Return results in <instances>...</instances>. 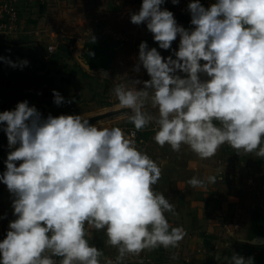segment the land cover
I'll return each mask as SVG.
<instances>
[{
  "label": "clouds",
  "instance_id": "1",
  "mask_svg": "<svg viewBox=\"0 0 264 264\" xmlns=\"http://www.w3.org/2000/svg\"><path fill=\"white\" fill-rule=\"evenodd\" d=\"M164 3L143 0L130 16L135 25L146 23L160 49H171L179 36V49L175 59H165L141 42L133 70L142 65L150 79L113 86L128 121L137 131L154 123L160 147L179 152L187 146L201 159L225 144L264 158V0H216L208 8L193 0L191 30L162 10ZM53 96L57 105L64 102L59 92ZM149 99L158 115L145 110ZM0 124L14 149L0 182L15 197L16 216L0 242V264H101L103 253L86 239V224L105 231L118 250L116 264L145 249L176 248L186 236L166 219L174 205L153 190L160 167L121 128H100L81 115L42 119L27 101L0 113ZM188 184L204 187L205 180L193 177ZM224 259L253 264L236 253Z\"/></svg>",
  "mask_w": 264,
  "mask_h": 264
},
{
  "label": "crops",
  "instance_id": "2",
  "mask_svg": "<svg viewBox=\"0 0 264 264\" xmlns=\"http://www.w3.org/2000/svg\"><path fill=\"white\" fill-rule=\"evenodd\" d=\"M142 2L31 0L26 7L23 5L19 33L0 41V113L27 101L42 119L49 115H81L97 127H119L129 136V130L135 127L127 119L129 110L119 106L112 87L150 79L142 65L139 72L133 70L139 62L141 42H147L149 49L157 48L165 59L170 55L175 59L174 51L179 49V36L171 49H160L146 23H131V14L138 13ZM215 2L200 0L205 8ZM174 18L185 29L194 27L191 15ZM93 44L105 45L110 52L108 68L98 69L106 70L103 74L86 70L79 60L88 63L86 55ZM51 46L56 48L53 53L49 52ZM104 83L110 85L111 94L106 85L104 92L109 94L102 101L99 96ZM135 87L140 90L143 84ZM53 90L64 98L60 105L54 102ZM5 126L0 124V175L7 170L5 161L14 150L9 148ZM143 131L139 130L136 147L155 161L162 173L153 190L174 205L175 214L165 213L169 224L182 227L187 234L176 248L145 249L139 255H126L120 264H228L224 258H231L233 253L253 258V264H263L264 158L241 150L237 166L217 169L221 176H216L211 160L201 159L187 146L179 152L167 144L160 147L153 139L155 134L146 136ZM208 176H214L216 182L208 183ZM193 177L205 180V186H190L188 181ZM13 200L14 195L0 182V242L13 221ZM85 229L86 239L103 253L100 260H117L118 250L107 243L104 230L87 224Z\"/></svg>",
  "mask_w": 264,
  "mask_h": 264
},
{
  "label": "built area",
  "instance_id": "3",
  "mask_svg": "<svg viewBox=\"0 0 264 264\" xmlns=\"http://www.w3.org/2000/svg\"><path fill=\"white\" fill-rule=\"evenodd\" d=\"M171 1L172 0H165V3L161 5V9L171 11L175 17L191 15L188 9V4L193 2V0H179V3L177 4H173ZM23 2L29 3L31 0H0V41L15 38L19 33L20 14ZM55 50V47H49L50 53L55 52ZM132 133H135V135L132 136ZM128 135L132 137L136 145L139 143V131L131 128ZM15 219L16 216L13 215V221ZM108 261H112L113 264H116L117 262L115 259L100 260L101 264H107Z\"/></svg>",
  "mask_w": 264,
  "mask_h": 264
},
{
  "label": "rangeland",
  "instance_id": "4",
  "mask_svg": "<svg viewBox=\"0 0 264 264\" xmlns=\"http://www.w3.org/2000/svg\"><path fill=\"white\" fill-rule=\"evenodd\" d=\"M25 4H30V2L29 3H27V2H23L22 3V6L24 5L25 6ZM26 7V6H25ZM20 16H21V14H20ZM81 41V39L80 38H78L77 39V42H80ZM201 63H203V61H201ZM177 74L178 75H180L182 78L186 75V74H184V73H180V72H177ZM201 78L202 79H205L206 77L202 74L201 75ZM108 86L109 87V89H108V87H107V89H108V91L110 92V94H111V88H110V85L109 84H106V83H104V85H103V91L102 92H100V96H99V99L101 100V98L103 99L102 101H105L104 99L106 98V95L107 94H109V92L108 93H106V92H104V87L105 86ZM113 88V87H112ZM113 93V92H112ZM112 96H113V94H112ZM108 97V96H107ZM145 110L146 111H148V112H150L151 114H153V115H158V110L157 109H155V108H153L152 106H151V100L149 99L147 102H146V105H145ZM135 129V128H134ZM146 131H145V133H144V131H143V135H148V134H151V133H153V134H155V129H156V126H155V124L154 123H151V124H149V126H147L146 128H144ZM241 154V152L238 154L237 153V150H235V149H233L231 146H229V145H227V144H225V145H222L218 150H217V152H216V154L213 156V157H211V158H207V160H211V162H210V164L214 167V171H216L217 169H222V168H226L227 166H228V168L231 170V168L234 166V168L237 166L235 163H237V161L239 160V158H238V156ZM214 164V165H213ZM230 164V165H229ZM212 166H211V170H212ZM219 172H220V170H218V171H216L215 173V175L216 176H221L220 174H219ZM264 264V263H263Z\"/></svg>",
  "mask_w": 264,
  "mask_h": 264
},
{
  "label": "trees",
  "instance_id": "5",
  "mask_svg": "<svg viewBox=\"0 0 264 264\" xmlns=\"http://www.w3.org/2000/svg\"><path fill=\"white\" fill-rule=\"evenodd\" d=\"M86 58L92 69H105L109 65L110 52L105 45L93 44L89 46Z\"/></svg>",
  "mask_w": 264,
  "mask_h": 264
},
{
  "label": "water",
  "instance_id": "6",
  "mask_svg": "<svg viewBox=\"0 0 264 264\" xmlns=\"http://www.w3.org/2000/svg\"><path fill=\"white\" fill-rule=\"evenodd\" d=\"M83 65V67L88 70V71H92L95 74H103L106 72V70H94L90 67V65L88 63H86V61H84L83 59H79Z\"/></svg>",
  "mask_w": 264,
  "mask_h": 264
}]
</instances>
